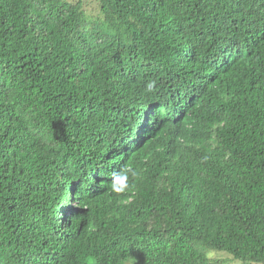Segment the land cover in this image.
I'll return each instance as SVG.
<instances>
[{
  "label": "trees",
  "instance_id": "trees-1",
  "mask_svg": "<svg viewBox=\"0 0 264 264\" xmlns=\"http://www.w3.org/2000/svg\"><path fill=\"white\" fill-rule=\"evenodd\" d=\"M178 1L92 0L88 15L82 0H0L2 264H264V0H202L192 16ZM192 75L180 127L107 160L137 107L182 104ZM83 165L99 181L56 224V180ZM125 167L137 175L117 197Z\"/></svg>",
  "mask_w": 264,
  "mask_h": 264
},
{
  "label": "clouds",
  "instance_id": "clouds-1",
  "mask_svg": "<svg viewBox=\"0 0 264 264\" xmlns=\"http://www.w3.org/2000/svg\"><path fill=\"white\" fill-rule=\"evenodd\" d=\"M203 5L204 4L202 0H179L172 6L171 10L173 12H177L178 15L181 16H192L195 12L199 11V9L201 11L203 9ZM242 44V39H240L239 41L231 38V45L234 47L235 54H238L239 48ZM117 54L122 53H116V55ZM103 57L111 56H102L101 58ZM127 78L131 79L128 74L126 75V79ZM193 79L194 76L192 75L185 81V91L183 90L184 101L182 104L166 107L165 109L151 108L149 105H142L137 107V112H135L134 117H131V121L127 124L128 126L126 127V129L118 131L115 137L109 141L107 147L108 153L107 155H105L107 160H110L111 163L115 165H119L127 158L128 154L134 149L136 145L134 143L143 140L144 137H146L144 135H146L147 132L150 133L151 136L163 126L168 128L180 127L181 122L188 113V106L186 107L187 102L189 104V102L193 98ZM203 81L205 80H201L199 83ZM154 85V81L149 82L147 85V91L152 92L154 90ZM163 100H160V103L157 104L167 105L172 102L177 104L176 98L174 101L169 98H165ZM162 113H164V115H161ZM178 122L179 125H177ZM66 153L71 156L73 155L71 150ZM104 165V162L100 164V166ZM100 166H98L95 170L92 165H90V169L84 167L83 165L79 170V173L75 175H63L61 173V178L59 180H56L60 183V189L53 193V200H51V218L56 224L65 223V221L69 219L65 215L69 213L68 217H70L71 209L75 207L72 204L75 203V201L79 199L82 194L90 193L92 191V186L97 184L99 181V177L101 174L99 171V168H101ZM136 175L137 172L131 167H125L122 170L114 173L112 176L111 189L109 190V193L119 197L129 187V177H136ZM130 192L131 195L135 193L132 187L130 188ZM128 199H130V197ZM68 202L69 206H66ZM38 228L39 230H41L40 227ZM46 233V231L42 232V237H47ZM128 260H133L134 264L136 263L135 259L129 258ZM2 262L3 260L0 257V264H2ZM84 264H95L94 258L86 257L84 260Z\"/></svg>",
  "mask_w": 264,
  "mask_h": 264
},
{
  "label": "rangeland",
  "instance_id": "rangeland-1",
  "mask_svg": "<svg viewBox=\"0 0 264 264\" xmlns=\"http://www.w3.org/2000/svg\"><path fill=\"white\" fill-rule=\"evenodd\" d=\"M76 1V0H73ZM83 2V8L85 9L86 13L88 15H94L92 12L93 4L91 5L89 2H92V0H82ZM210 256H217L218 257V264H262V263H256V262H250V263H243L240 260L234 259L231 254L227 252H217V254H214L213 252L210 253ZM127 264H134L133 260H128Z\"/></svg>",
  "mask_w": 264,
  "mask_h": 264
},
{
  "label": "bare ground",
  "instance_id": "bare-ground-1",
  "mask_svg": "<svg viewBox=\"0 0 264 264\" xmlns=\"http://www.w3.org/2000/svg\"><path fill=\"white\" fill-rule=\"evenodd\" d=\"M141 115V114H140ZM140 117V116H139Z\"/></svg>",
  "mask_w": 264,
  "mask_h": 264
}]
</instances>
